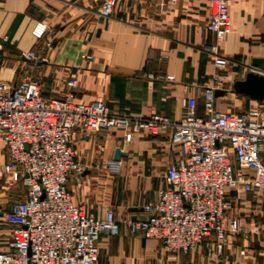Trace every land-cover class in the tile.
<instances>
[{
  "label": "crops",
  "instance_id": "0c3cea01",
  "mask_svg": "<svg viewBox=\"0 0 264 264\" xmlns=\"http://www.w3.org/2000/svg\"><path fill=\"white\" fill-rule=\"evenodd\" d=\"M101 2L0 0V81L35 68L42 94L62 97L65 80L76 76L75 100L100 98L113 112L171 118L181 116V98L187 95L196 96V111L202 113L205 87L218 90L213 92L218 110L236 113L258 102L232 84L248 71L264 70V0H232L231 27L222 40L205 28L208 0H118L109 17L98 15ZM36 24L45 26L40 36L33 33ZM210 44L228 63L213 64L205 48ZM147 71L172 73L174 80L149 79ZM123 134L103 129L76 133L71 140L84 170L69 178L68 191L102 219L113 209L119 225L117 234L99 237L95 264H203L196 249L168 251L158 239L130 228L129 220L144 217L143 205L157 198L178 148L170 144L169 128L155 135L135 132L130 140ZM109 160L116 168L107 167ZM7 162L0 138V250L7 248L11 232L2 213L24 196L21 181L4 169Z\"/></svg>",
  "mask_w": 264,
  "mask_h": 264
},
{
  "label": "built area",
  "instance_id": "2783aa9c",
  "mask_svg": "<svg viewBox=\"0 0 264 264\" xmlns=\"http://www.w3.org/2000/svg\"><path fill=\"white\" fill-rule=\"evenodd\" d=\"M117 1L102 0L98 15L109 17ZM231 2L208 0L205 28L216 40L230 30ZM44 30L45 26L38 29L36 24L33 33L40 36ZM205 48L212 53L214 65L228 63L213 44ZM257 73L264 74V70ZM146 76L174 80L168 72L147 71ZM65 84L67 93L58 97L42 94L37 77L0 81V138L8 156L4 169L24 188L23 198L2 213L11 232L7 248L0 250V264L96 263L99 237L117 234L118 221L111 209L102 219L76 202L67 182L84 170L72 137L103 129H122L124 140L143 130L155 135L170 129V144L178 149L164 170L165 184L158 188L154 201L143 205L145 216L129 220V226L158 239L168 251L190 252L208 238L209 247L221 254L227 232L242 227V219L230 211L232 191L237 186L246 192L264 190V103L236 113L218 110L213 88L205 87L202 113L196 111L194 95L181 98L179 118L164 113H117L100 98L75 100L76 76L67 78ZM108 164L111 169L117 166L113 160ZM261 228L264 231V219Z\"/></svg>",
  "mask_w": 264,
  "mask_h": 264
},
{
  "label": "rangeland",
  "instance_id": "374dc122",
  "mask_svg": "<svg viewBox=\"0 0 264 264\" xmlns=\"http://www.w3.org/2000/svg\"><path fill=\"white\" fill-rule=\"evenodd\" d=\"M29 68V67H27ZM23 68L22 71L27 70ZM26 75L41 76L35 68ZM42 82V81H41ZM107 167L109 164L107 163ZM231 214L242 219V227L238 232H227L223 241L221 254L215 253L208 244L196 247V254L203 259V264H261L264 258V231L261 228L264 219V190L244 191L237 186L232 191ZM113 210V209H111ZM198 248V249H197ZM243 250V252H241Z\"/></svg>",
  "mask_w": 264,
  "mask_h": 264
},
{
  "label": "water",
  "instance_id": "95a60500",
  "mask_svg": "<svg viewBox=\"0 0 264 264\" xmlns=\"http://www.w3.org/2000/svg\"><path fill=\"white\" fill-rule=\"evenodd\" d=\"M253 63L257 64V60H253ZM232 88L235 92L248 94L258 102L264 103V74L248 71L243 79L233 82ZM213 92L217 94L218 90ZM132 209L135 210L136 208Z\"/></svg>",
  "mask_w": 264,
  "mask_h": 264
}]
</instances>
